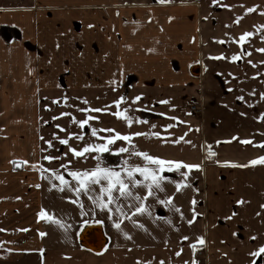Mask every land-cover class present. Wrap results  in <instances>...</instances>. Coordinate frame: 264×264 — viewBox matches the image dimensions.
I'll list each match as a JSON object with an SVG mask.
<instances>
[{"label": "crops", "instance_id": "obj_1", "mask_svg": "<svg viewBox=\"0 0 264 264\" xmlns=\"http://www.w3.org/2000/svg\"><path fill=\"white\" fill-rule=\"evenodd\" d=\"M246 32L252 35L240 41ZM261 49L264 0H0V253L39 248L48 254L53 202L38 199V192L43 196L54 175L97 164L115 171L129 165L158 169L136 152L199 166L211 155L224 160L218 172L260 174L264 163L250 161L264 157ZM191 103L200 109L192 111ZM88 117L93 119L81 127ZM117 132L142 135L116 139L102 153L69 151L104 143L100 137ZM121 147L128 151L120 153ZM211 171L165 165L166 179L152 196L147 181L134 173L142 183L131 188L133 196L114 189L115 200L103 209L94 203L101 185H91L93 219L80 220L71 239L79 247L62 249L103 248L92 251L94 264H194L197 176ZM121 176L127 181L126 172ZM168 197L170 202H160ZM101 199L107 201V193ZM141 204L145 210L136 212ZM166 206L177 208V215H159ZM255 238L264 245V232ZM244 246L237 254L252 260L254 249ZM223 261L211 264H229Z\"/></svg>", "mask_w": 264, "mask_h": 264}, {"label": "rangeland", "instance_id": "obj_2", "mask_svg": "<svg viewBox=\"0 0 264 264\" xmlns=\"http://www.w3.org/2000/svg\"><path fill=\"white\" fill-rule=\"evenodd\" d=\"M246 50V54L248 52L249 55V50ZM191 105L201 107L199 103ZM208 118L210 120L211 117ZM222 161L211 155L209 159L201 160L200 167L209 166L212 171L197 176L195 211L198 235L195 241L191 242H195L192 257L194 264H211L213 261L222 260L229 264L250 261L264 264V254L252 256V260L246 255L241 260L237 254L240 253L242 244L246 250L251 248L254 252L262 246L258 244L256 238L253 240V236L256 231L264 232V170H259L260 174H248L247 170L244 172L240 170L242 173L237 174L239 171L234 168L233 172L227 175L216 171V167L222 166L220 165ZM63 177L67 183H61L57 175H54L52 184L43 192V196L38 192V199L43 197L53 202L55 222L51 233L53 239L47 240L50 247L48 254L42 253L39 248L33 254L0 253V264H94L92 251L77 249L65 253L66 251L62 249L66 246L79 247L77 243L71 244V239L84 221L90 222L93 219L89 193L91 191L83 189L77 191L79 182L71 175ZM184 178L188 179V176H182V183L188 182ZM175 210L178 209L166 206L159 208L158 214L176 216ZM190 211L193 214V208H190ZM72 219L77 221L73 222ZM216 231L218 237L213 236ZM225 231H228L230 236L221 240L220 234Z\"/></svg>", "mask_w": 264, "mask_h": 264}, {"label": "snow or ice", "instance_id": "obj_3", "mask_svg": "<svg viewBox=\"0 0 264 264\" xmlns=\"http://www.w3.org/2000/svg\"><path fill=\"white\" fill-rule=\"evenodd\" d=\"M216 0H213V3H215ZM248 11H252V9H248ZM91 27V25H89ZM252 33H244L240 36V41H243L245 37L251 36ZM261 51H264V49H261ZM237 57L234 55L232 57L233 60H235ZM140 96L135 97V100H139ZM117 105L119 104V101L115 102ZM94 111H101V109H95ZM63 115V113L61 114ZM115 116L118 118L122 116V113L120 111H117L114 113ZM127 119V117H125ZM55 119V118H54ZM88 119H93V117H88L85 120L79 121V124L81 127H84L88 123ZM129 125L132 123L131 120H128ZM167 127H172V125H167ZM101 131L106 132H114V129H102ZM92 135L97 136V129H92ZM133 135H142V133H132L129 135H122L121 133H115L114 136H107V137H100L104 141V143H99L95 145H86L83 149L77 150L75 148H69V151L73 153L74 156H81L82 153H87L89 151H95L97 153H102L105 151H109V145L115 142L116 139H122L125 141H130L131 136ZM154 135H159V133H155ZM82 138V137H78ZM62 144H68L67 139H63L60 141ZM120 153L127 152L128 149L121 147L118 149ZM210 154L211 149H209ZM66 155V154H65ZM135 155L142 157L145 161L151 162V164L159 166L158 169L156 168H150L147 166H140V165H129L127 168H122L121 171L126 172L127 181L125 178L121 176V171H115L106 167H101L99 164L92 169V170H79V171H73L70 172V175L75 178L79 182V187L76 189L77 191L83 189L86 191H92L91 185H101L100 187V196L97 197V200L94 201L99 203V207L107 208L110 203H112L115 200V197L113 196V190L115 189L118 191L119 196L121 197H132L133 192L131 191L132 187L141 185V181L136 179L134 176V173H139L144 181H147V184L145 187L147 188V195L152 196L154 195L153 187L160 188V181L166 179L161 175V172L164 171V166H175L177 169H179L181 166L187 169L192 168H199V165L195 164H182L180 161H166L159 157L151 156L145 152H136ZM44 159L51 160L53 157L46 156ZM264 163V157H260L257 160L250 161L251 164L256 163ZM127 162L125 161V164ZM61 167H65L64 165H61ZM184 175H187V173H184ZM57 179L61 181V183H67L65 181L63 176H57ZM102 181H106V185L102 184ZM181 185L179 183L176 184V188L179 191ZM162 190V189H161ZM107 193V201L101 199V197L104 196V194ZM136 200H141V197L139 195H135L134 197ZM171 197H168L167 200L160 201L161 203H168L171 201ZM111 210V209H109ZM120 209H117L119 211ZM144 205L141 204L139 207L136 208V212H142L144 211ZM43 214V213H41ZM48 219H53L52 217H48ZM55 222V221H54ZM191 223V221H189ZM117 228H119V224L115 225ZM26 231V229H25ZM41 236L44 235V233H40ZM186 239V238H185ZM202 243V240H201ZM194 247V245H193ZM177 255L180 253L177 252ZM260 254H264V245H262L256 252L250 253L252 256H259ZM255 264V262H253Z\"/></svg>", "mask_w": 264, "mask_h": 264}, {"label": "water", "instance_id": "obj_4", "mask_svg": "<svg viewBox=\"0 0 264 264\" xmlns=\"http://www.w3.org/2000/svg\"><path fill=\"white\" fill-rule=\"evenodd\" d=\"M101 235H102V232H101ZM103 237V236H102ZM104 239V246L107 244V240L105 239V238H103ZM84 244H85V241L83 240L82 241ZM84 244H82V246L84 245ZM85 245H87V246H84V247H86V249H88V250H90V251H93V252H100V250H102L103 248H101V249H98V248H95V246L94 245H88V244H85Z\"/></svg>", "mask_w": 264, "mask_h": 264}, {"label": "built area", "instance_id": "obj_5", "mask_svg": "<svg viewBox=\"0 0 264 264\" xmlns=\"http://www.w3.org/2000/svg\"><path fill=\"white\" fill-rule=\"evenodd\" d=\"M196 109H197V108H196L195 106H192V110H194V111H195Z\"/></svg>", "mask_w": 264, "mask_h": 264}, {"label": "flooded vegetation", "instance_id": "obj_6", "mask_svg": "<svg viewBox=\"0 0 264 264\" xmlns=\"http://www.w3.org/2000/svg\"><path fill=\"white\" fill-rule=\"evenodd\" d=\"M192 106H193V105H192ZM192 106H191V107H192ZM197 108H198V107H197ZM198 109H200V108H198ZM192 111H194V110H192ZM198 111H199V110H198Z\"/></svg>", "mask_w": 264, "mask_h": 264}]
</instances>
